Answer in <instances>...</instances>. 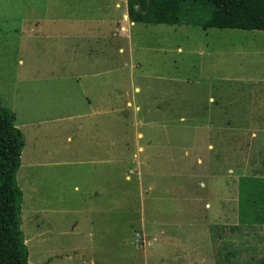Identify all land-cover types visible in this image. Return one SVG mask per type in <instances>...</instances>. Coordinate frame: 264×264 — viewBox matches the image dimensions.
I'll return each mask as SVG.
<instances>
[{"label":"rangeland","instance_id":"1","mask_svg":"<svg viewBox=\"0 0 264 264\" xmlns=\"http://www.w3.org/2000/svg\"><path fill=\"white\" fill-rule=\"evenodd\" d=\"M94 1L73 12L103 14ZM27 4L0 0L11 23ZM130 43L126 67L111 86L120 85L121 105L133 106L86 124L85 141L99 146L95 153L106 164L27 165L23 156L34 145L23 151L18 183L29 262L264 264V179L258 178L264 168L257 156L264 152V31L137 23ZM34 45L39 53L25 61L54 56L46 41ZM14 48L11 40L7 53L0 49L9 83L19 66ZM48 128L39 136L40 159L45 146L65 153L70 145L67 130ZM250 154L252 164L245 165ZM32 200L41 231L50 233L42 245L31 234L32 213L27 217Z\"/></svg>","mask_w":264,"mask_h":264},{"label":"crops","instance_id":"2","mask_svg":"<svg viewBox=\"0 0 264 264\" xmlns=\"http://www.w3.org/2000/svg\"><path fill=\"white\" fill-rule=\"evenodd\" d=\"M89 4L90 2L86 3V0H44V2L43 0H28L26 12L17 20L18 23L16 21L11 23V17L5 15L7 10L0 5L2 12L0 49L7 53L12 40L15 43L14 52L20 54L17 62L19 66L13 73V83L11 79L12 84L5 81L4 65L0 64V97L3 105L16 114L15 124L22 130L26 140L24 149L26 150L29 145H34L29 152L26 151L27 156H23V161L25 160L27 165L93 166L106 164L104 154L102 159H98L95 153L99 146L96 148L85 141V133L89 136L86 124L90 119L98 118L100 115L108 114L114 117L116 112H123L126 106H133L129 100L126 101L125 106L121 105L120 85H117L120 90L117 88L113 90L114 86H111L116 81V72L121 73L126 67L124 55L133 51L130 39L133 35V27L137 23L129 18L128 0H95L93 7H96V11L103 13L100 15L92 14L93 9L91 13L73 12L81 8L85 11V7ZM100 23L102 25H99ZM106 24L110 25L108 32L105 30ZM37 41L43 43L46 41L50 44L54 55L49 58L50 61L42 63L39 61L38 54H35L34 64L32 61H25L31 60L29 55L34 50L35 53H39V50L35 49L37 45H34ZM91 70L95 72L92 74L85 72ZM111 70L114 71L113 79ZM138 90L139 87L136 86L135 91ZM20 92L25 95L23 96L25 102L32 100L33 104H23L21 98L16 99L15 94L20 95ZM60 96L62 98L59 100ZM259 103L264 112V92ZM135 108L137 109V106ZM48 126L67 130V141L70 145H66L65 153L51 147L47 150L45 146V157L40 159L37 157L38 152L42 154L43 148L38 140L39 136L42 139L46 134L43 130L49 129ZM27 131H32L34 136L29 135L28 138ZM35 133H37L36 137ZM251 155L247 156L246 160H249L245 165L252 164ZM257 156L261 162H258V166L264 168V152L259 151ZM260 176L262 177H258L259 179H264V175ZM75 190L80 192L81 187L76 185ZM84 192L93 197L99 194V190L86 189ZM33 194L29 199H34ZM33 202V200L30 202L27 217L29 213H32L34 221L32 223L29 220V225L35 230L31 234L34 240H37L36 244L42 245L47 242L49 239L47 236L50 233L41 231L44 225L36 217ZM67 212L73 213L74 211L66 210ZM72 223L70 229L78 235L81 232L78 220L76 223L72 220ZM31 234L29 232V235ZM27 241L28 238L25 239L26 243ZM52 256L59 258L62 254L55 253Z\"/></svg>","mask_w":264,"mask_h":264},{"label":"trees","instance_id":"3","mask_svg":"<svg viewBox=\"0 0 264 264\" xmlns=\"http://www.w3.org/2000/svg\"><path fill=\"white\" fill-rule=\"evenodd\" d=\"M128 14L136 23L264 31V0H128ZM15 121L0 97V264H31L18 183L26 140Z\"/></svg>","mask_w":264,"mask_h":264}]
</instances>
